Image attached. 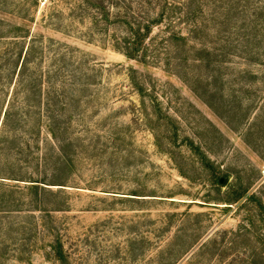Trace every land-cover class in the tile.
<instances>
[{"label":"rangeland","instance_id":"obj_1","mask_svg":"<svg viewBox=\"0 0 264 264\" xmlns=\"http://www.w3.org/2000/svg\"><path fill=\"white\" fill-rule=\"evenodd\" d=\"M43 2L26 26L70 46L83 73L66 184L78 188L62 187L69 208L51 217L35 204L1 213L0 264H264V0H188L186 43L160 45L163 26L154 28L147 44L160 56L149 65L104 35L85 37L86 25L42 27ZM56 236L62 260L50 249Z\"/></svg>","mask_w":264,"mask_h":264},{"label":"trees","instance_id":"obj_2","mask_svg":"<svg viewBox=\"0 0 264 264\" xmlns=\"http://www.w3.org/2000/svg\"><path fill=\"white\" fill-rule=\"evenodd\" d=\"M38 2L0 0V14L22 22L12 24L0 17V170L9 172L0 173V191L8 188L11 193L35 195L30 201L0 195V214L35 204V210L51 217V213L69 208L68 201L60 198L67 191L62 187L78 188L66 184L75 171V154L70 150H74L77 137L71 128V109L80 103L76 89L84 84L79 83L83 73L72 48L26 26L35 22ZM43 6L42 27L66 33L86 25L85 37L104 35L112 49L142 65L152 64L160 56V46L147 44L154 28L163 26L160 45L172 40L186 43L184 31L194 28L182 27L192 13L188 0H44ZM111 27L114 31L109 35ZM248 42L255 47L257 37ZM130 72L137 73L133 68ZM130 81L141 93L136 78L130 76ZM1 179L15 183L5 185ZM54 186L61 187L53 191ZM242 195L236 193L233 202ZM46 197L53 200L46 201ZM164 245L172 246V240ZM50 249L58 260L64 258L58 236ZM164 251L160 250V255Z\"/></svg>","mask_w":264,"mask_h":264}]
</instances>
